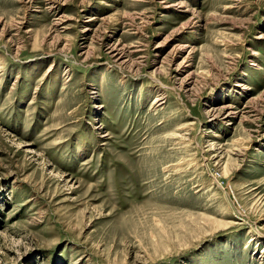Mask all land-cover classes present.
Instances as JSON below:
<instances>
[{"label":"rangeland","instance_id":"obj_1","mask_svg":"<svg viewBox=\"0 0 264 264\" xmlns=\"http://www.w3.org/2000/svg\"><path fill=\"white\" fill-rule=\"evenodd\" d=\"M0 264H264V0H0Z\"/></svg>","mask_w":264,"mask_h":264},{"label":"bare ground","instance_id":"obj_2","mask_svg":"<svg viewBox=\"0 0 264 264\" xmlns=\"http://www.w3.org/2000/svg\"><path fill=\"white\" fill-rule=\"evenodd\" d=\"M92 18V17H91ZM90 18V19H91ZM51 69V68H50ZM164 97H160L159 99H156L155 100V102H153V104H156L159 100H161L162 101V99H163ZM229 107H231L230 105H225L223 108H229ZM232 113L230 112V113H228L227 115H231Z\"/></svg>","mask_w":264,"mask_h":264}]
</instances>
